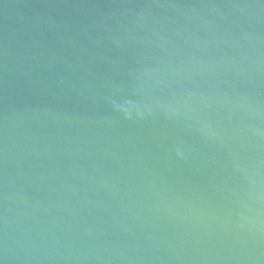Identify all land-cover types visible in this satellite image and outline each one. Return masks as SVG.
Here are the masks:
<instances>
[{
  "label": "water",
  "instance_id": "obj_1",
  "mask_svg": "<svg viewBox=\"0 0 264 264\" xmlns=\"http://www.w3.org/2000/svg\"><path fill=\"white\" fill-rule=\"evenodd\" d=\"M0 264H264V0H0Z\"/></svg>",
  "mask_w": 264,
  "mask_h": 264
}]
</instances>
